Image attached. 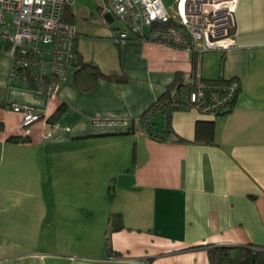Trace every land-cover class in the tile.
<instances>
[{
  "label": "crops",
  "instance_id": "crops-1",
  "mask_svg": "<svg viewBox=\"0 0 264 264\" xmlns=\"http://www.w3.org/2000/svg\"><path fill=\"white\" fill-rule=\"evenodd\" d=\"M234 18L233 45L200 56L204 78L238 80L232 109L214 117L174 109L165 140L138 130L133 146L124 129L95 121L139 118L192 71L199 55L130 38L87 56L77 32L67 76L44 95L10 78L11 59L0 39V157L7 151L12 164V155L23 150L70 166L69 175L52 180L53 192L14 195L23 205L7 202L0 191V264H210L207 245L264 247V0H237ZM102 19L113 21L105 13ZM83 61L121 78L92 80L79 70ZM14 102L45 112L53 124L38 120L24 130ZM157 114L163 118L155 111L153 124ZM198 120L213 123L211 143L194 141ZM139 125L145 127L139 122L134 129ZM86 169L98 170L99 189L95 177L83 184ZM105 177L115 180L109 196ZM113 212L121 214L122 227L111 232L106 251Z\"/></svg>",
  "mask_w": 264,
  "mask_h": 264
},
{
  "label": "built area",
  "instance_id": "built-area-1",
  "mask_svg": "<svg viewBox=\"0 0 264 264\" xmlns=\"http://www.w3.org/2000/svg\"><path fill=\"white\" fill-rule=\"evenodd\" d=\"M69 1L0 0V39L11 59L10 78L29 83L37 94L52 95L56 80L67 76L74 58L77 31L64 20ZM236 1L176 0L177 18L162 0H103L99 7L124 24L110 35L116 44L130 38L148 40L201 56L209 51L224 52L233 45ZM239 87L236 78L203 79L198 64L194 72H185L172 88L170 104L174 109L193 108L214 117L232 109ZM11 108L20 113L22 128L38 120L48 126L53 124L45 112L26 104L14 102ZM132 121L134 127L140 122L138 118ZM131 122L103 118L95 124L127 129ZM50 135L47 131L44 136Z\"/></svg>",
  "mask_w": 264,
  "mask_h": 264
},
{
  "label": "rangeland",
  "instance_id": "rangeland-1",
  "mask_svg": "<svg viewBox=\"0 0 264 264\" xmlns=\"http://www.w3.org/2000/svg\"><path fill=\"white\" fill-rule=\"evenodd\" d=\"M168 12L177 18V13L175 10L176 0H163ZM103 4V0H70L67 5L68 10L73 16V27L78 32V36L81 39V51L87 56H98L112 51L115 46V42L111 38L112 32H115L117 28H123L124 24L121 20L115 18L113 21L108 23L102 19V14L107 10L106 8H100L99 5ZM102 39V41L100 40ZM217 52V51H216ZM212 51L204 52L203 58H206L209 54H215ZM219 54V53H216ZM163 118L159 114L155 116V124H153V131H158L161 129ZM32 125V124H31ZM30 125V126H31ZM30 126L23 128L24 130L29 129ZM135 130V129H134ZM138 130L147 131L143 125H139L134 132H127V137L129 138L130 145L134 144V135L137 134ZM13 156L12 164L10 162L9 154L7 151H3L0 157V178L2 179V185L0 191L3 192L2 195L7 196V201L9 203H17L16 205H23V202L12 201L13 196L23 195V194H41L54 191L58 187L49 188L51 186L52 180L62 176L69 175L70 166H65L64 169L60 168L59 164L54 156L46 155L42 158V155H35L27 153L26 151L20 150V152L15 153ZM82 177L83 184L87 178L95 177L97 187L100 188L101 178L98 175L99 172L96 170L94 174L91 170L86 169ZM113 182V183H112ZM105 177V196H109V190L112 193L115 180ZM104 183V181H103ZM53 185V184H52ZM87 184H85V187ZM111 186V189H110ZM84 187V186H83ZM51 189V190H50ZM112 196V195H111ZM20 200V198H19ZM58 202H52V206L56 205ZM34 209L41 208L37 203H33ZM53 208L44 206L43 208ZM54 208H58L54 206ZM60 208L70 209L68 205L61 204ZM31 209L30 203H28V210ZM41 210V209H40ZM6 238L4 240H11L10 234H4ZM21 237V236H20ZM3 240V239H2ZM3 240V241H4Z\"/></svg>",
  "mask_w": 264,
  "mask_h": 264
},
{
  "label": "trees",
  "instance_id": "trees-1",
  "mask_svg": "<svg viewBox=\"0 0 264 264\" xmlns=\"http://www.w3.org/2000/svg\"><path fill=\"white\" fill-rule=\"evenodd\" d=\"M73 14L69 12L68 7H65L64 10V20L70 22L73 20ZM169 25V24H167ZM76 51V47H75ZM194 55H198L192 53ZM200 65V55L199 59L194 62V66L191 72H194ZM81 72L89 74L92 80H96L98 77H104L110 80H119L121 77L116 72L103 73L99 67L91 61H83L79 69ZM206 80H215V81H224L230 78H223L221 76L216 78H204ZM182 80V76L179 80L174 81L166 93H164L160 98L155 100L138 118L140 123H143L148 130V133L155 139L165 140L169 133L172 132L170 127V115L174 110L170 104L171 90L176 83ZM240 86V85H239ZM240 89V87H239ZM238 92V91H237ZM235 98V97H234ZM234 100V99H233ZM233 106V101H232ZM64 109L63 105L59 107L57 113L61 112ZM161 111L163 117L162 130L159 132L153 131V114L155 111ZM48 121L52 122L53 118L49 117ZM2 123L0 122V128ZM213 123L206 120H198L195 125V138L194 141L198 142H207L211 143L213 140ZM134 125L133 121L127 129H124L123 132H133ZM11 141H19L21 138L16 136H10L8 138ZM176 139L180 140L179 137ZM111 189V186H110ZM111 191L109 190V193ZM111 194V193H110ZM109 228L105 232L104 244L106 251H111L110 244V234L113 230L119 229L122 227V217L118 212H113L108 217ZM198 247V246H197ZM207 250L208 259L210 264H264V247H255V246H231V245H207L204 246Z\"/></svg>",
  "mask_w": 264,
  "mask_h": 264
},
{
  "label": "water",
  "instance_id": "water-1",
  "mask_svg": "<svg viewBox=\"0 0 264 264\" xmlns=\"http://www.w3.org/2000/svg\"><path fill=\"white\" fill-rule=\"evenodd\" d=\"M105 17L112 19V16L109 13H105Z\"/></svg>",
  "mask_w": 264,
  "mask_h": 264
}]
</instances>
